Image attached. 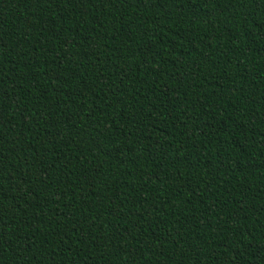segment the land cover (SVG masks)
Here are the masks:
<instances>
[{"label": "trees", "instance_id": "obj_1", "mask_svg": "<svg viewBox=\"0 0 264 264\" xmlns=\"http://www.w3.org/2000/svg\"><path fill=\"white\" fill-rule=\"evenodd\" d=\"M0 264H264V0H0Z\"/></svg>", "mask_w": 264, "mask_h": 264}]
</instances>
